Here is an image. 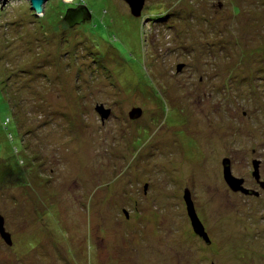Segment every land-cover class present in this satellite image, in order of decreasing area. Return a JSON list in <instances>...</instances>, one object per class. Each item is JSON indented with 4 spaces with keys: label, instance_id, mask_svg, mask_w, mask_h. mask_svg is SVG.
Here are the masks:
<instances>
[{
    "label": "rangeland",
    "instance_id": "obj_1",
    "mask_svg": "<svg viewBox=\"0 0 264 264\" xmlns=\"http://www.w3.org/2000/svg\"><path fill=\"white\" fill-rule=\"evenodd\" d=\"M253 160L264 0H0V264H264Z\"/></svg>",
    "mask_w": 264,
    "mask_h": 264
},
{
    "label": "water",
    "instance_id": "obj_2",
    "mask_svg": "<svg viewBox=\"0 0 264 264\" xmlns=\"http://www.w3.org/2000/svg\"><path fill=\"white\" fill-rule=\"evenodd\" d=\"M31 7L35 10V12H41L43 10V5L47 0H29ZM130 7L131 13L136 16L140 17L142 13V9L144 6V3L146 0H124ZM79 12V9H69L67 12V19L73 16L74 13ZM88 17V16H87ZM83 18V17H82ZM181 65H179L180 67ZM98 111L102 115V117L107 116L110 113L109 109H102L101 106H98ZM102 111V112H101ZM142 114V109L140 107H134L130 111V117L131 118H137L141 116ZM104 120V119H103ZM222 167H223V177L225 182L227 183L228 187L232 191H240L245 194H258L256 190H253L251 188H248L244 185V178L242 177H237L232 174L231 172V162L228 157H224L222 160ZM253 172L252 175L258 180L260 177L259 174V160H253ZM260 181V180H259ZM260 184L262 187H264V180L260 181ZM184 199L186 202V208L188 215L190 217L191 223L193 230L195 233L200 235L205 239V241H210L203 224L201 223L197 212L195 210L193 201L191 199L190 191L186 188L184 191ZM0 237L3 238L6 243L9 245L12 244V239H11V233L6 230L5 228V219L4 216L0 213Z\"/></svg>",
    "mask_w": 264,
    "mask_h": 264
},
{
    "label": "flooded vegetation",
    "instance_id": "obj_3",
    "mask_svg": "<svg viewBox=\"0 0 264 264\" xmlns=\"http://www.w3.org/2000/svg\"><path fill=\"white\" fill-rule=\"evenodd\" d=\"M259 178H260V177H259ZM255 180L257 181V183H258V184L260 183V181H259L260 179H258V180H257V179L255 178ZM248 188H250V187H248ZM251 189H253V188H251ZM253 190H254V189H253ZM248 195L259 196L260 194H259V195H255V194H248ZM204 227H205V226H204ZM205 231H206V229H205ZM206 233H207V235H208V232H207V231H206ZM196 234H197V233H196ZM199 236H200V235H199ZM208 237H209V236H208ZM202 238H203V237H202ZM203 239H204V238H203ZM204 240H205V239H204ZM208 242H209V241H208Z\"/></svg>",
    "mask_w": 264,
    "mask_h": 264
},
{
    "label": "bare ground",
    "instance_id": "obj_4",
    "mask_svg": "<svg viewBox=\"0 0 264 264\" xmlns=\"http://www.w3.org/2000/svg\"><path fill=\"white\" fill-rule=\"evenodd\" d=\"M46 3V2H45ZM42 12V11H41Z\"/></svg>",
    "mask_w": 264,
    "mask_h": 264
}]
</instances>
